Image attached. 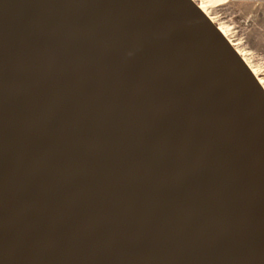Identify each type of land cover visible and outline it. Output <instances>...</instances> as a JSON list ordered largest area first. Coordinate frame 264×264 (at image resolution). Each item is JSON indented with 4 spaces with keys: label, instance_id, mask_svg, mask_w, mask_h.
Segmentation results:
<instances>
[{
    "label": "water",
    "instance_id": "water-1",
    "mask_svg": "<svg viewBox=\"0 0 264 264\" xmlns=\"http://www.w3.org/2000/svg\"><path fill=\"white\" fill-rule=\"evenodd\" d=\"M0 264H264V91L191 0H0Z\"/></svg>",
    "mask_w": 264,
    "mask_h": 264
},
{
    "label": "rangeland",
    "instance_id": "rangeland-1",
    "mask_svg": "<svg viewBox=\"0 0 264 264\" xmlns=\"http://www.w3.org/2000/svg\"><path fill=\"white\" fill-rule=\"evenodd\" d=\"M195 1L197 4L205 3V0ZM210 2L212 8L208 11L215 24L223 28L249 66L264 81V5L245 0Z\"/></svg>",
    "mask_w": 264,
    "mask_h": 264
},
{
    "label": "bare ground",
    "instance_id": "bare-ground-1",
    "mask_svg": "<svg viewBox=\"0 0 264 264\" xmlns=\"http://www.w3.org/2000/svg\"><path fill=\"white\" fill-rule=\"evenodd\" d=\"M197 7L198 9L209 19V21L217 28V30L219 31V33L227 40V42L229 43V45L234 49V51L237 53V55L241 58V60L243 61V63L247 66V68L250 70L251 74L253 75V77L257 80L258 84L261 86L262 90L264 91V81H262L256 74L255 71H253V69L249 66V64L247 63V61L245 60V58L243 57V55L237 50V48L235 47V44L228 38V35L225 33V31L223 30V28L217 26L215 24V21L213 20V18L210 16L208 9L212 8V2H210L211 0L207 1L205 0V3L203 4H197L195 0H191ZM214 3V2H213ZM214 5V4H213ZM214 9V8H213Z\"/></svg>",
    "mask_w": 264,
    "mask_h": 264
},
{
    "label": "built area",
    "instance_id": "built-area-1",
    "mask_svg": "<svg viewBox=\"0 0 264 264\" xmlns=\"http://www.w3.org/2000/svg\"><path fill=\"white\" fill-rule=\"evenodd\" d=\"M251 4L264 5V0H245Z\"/></svg>",
    "mask_w": 264,
    "mask_h": 264
}]
</instances>
